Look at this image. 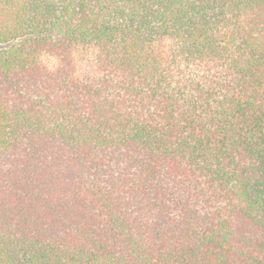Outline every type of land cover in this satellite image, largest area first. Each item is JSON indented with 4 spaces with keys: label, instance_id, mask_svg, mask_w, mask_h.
Instances as JSON below:
<instances>
[{
    "label": "trees",
    "instance_id": "16d2710c",
    "mask_svg": "<svg viewBox=\"0 0 264 264\" xmlns=\"http://www.w3.org/2000/svg\"><path fill=\"white\" fill-rule=\"evenodd\" d=\"M0 264H264V0H0Z\"/></svg>",
    "mask_w": 264,
    "mask_h": 264
}]
</instances>
